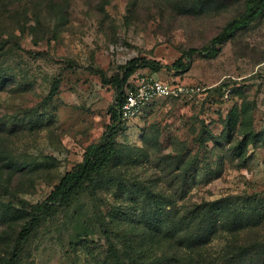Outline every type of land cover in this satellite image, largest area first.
Returning <instances> with one entry per match:
<instances>
[{
	"label": "rangeland",
	"instance_id": "obj_1",
	"mask_svg": "<svg viewBox=\"0 0 264 264\" xmlns=\"http://www.w3.org/2000/svg\"><path fill=\"white\" fill-rule=\"evenodd\" d=\"M247 2L0 0V71L8 76L0 89V206H12L0 212V258L11 256L29 220L24 209L45 202L101 141L116 104L114 80L139 58L163 68L140 67L125 85L140 74L197 92L156 100L122 122L116 141L125 154L116 172L123 185L142 184L164 196L171 220L226 196L264 202V18L224 43L217 57L205 51L246 13ZM181 58L186 69H175ZM54 85L58 91L49 98ZM184 167L189 182L197 175L185 192ZM114 207L127 215H119L109 237L128 264H227L238 247L264 251V222L192 251L151 231L129 199L101 191L97 201L86 194L47 216L18 264H110L98 209L106 216Z\"/></svg>",
	"mask_w": 264,
	"mask_h": 264
},
{
	"label": "trees",
	"instance_id": "obj_2",
	"mask_svg": "<svg viewBox=\"0 0 264 264\" xmlns=\"http://www.w3.org/2000/svg\"><path fill=\"white\" fill-rule=\"evenodd\" d=\"M264 18V0H248L246 13L238 19L228 24L224 30L212 40L211 46L205 49L207 56L214 58L220 54V47L227 41L234 38L239 32L246 30L253 24ZM140 67L149 68L155 72L163 66L152 60L139 58L132 60L123 68V77L114 80L117 90L116 104L111 108V124L101 138V141L90 145L83 161L68 172L55 187V190L48 199L30 208L24 209L22 217H29V220L22 226L19 237L10 257L0 258V264H18L23 246L29 241L33 233L40 227L47 216L54 210L62 207H69L76 203L83 195H88L92 200L97 201L101 191H112L120 199L127 198L138 206L137 217L149 226L155 233H164L169 238L178 241L184 249L192 251L211 244L220 235H235L261 225L264 222V202L257 196H226L212 201L197 204L188 214L177 220H171L167 213L165 197L157 194L150 188L139 184H124L117 176L116 169L124 161V150L118 146L116 137L120 132L122 122L120 117V106L123 101V92L126 81ZM175 69H186L187 64L184 58L179 59L173 64ZM171 68V67H170ZM96 73L107 83L105 74L101 70ZM7 74L0 71V89L7 81ZM58 91V85H54L50 97ZM232 123L227 124L228 135L232 132ZM211 141L220 144V138L209 133ZM206 140H202L205 145ZM243 144H240L241 151ZM198 158H194L191 169L199 167ZM184 162L181 163V168ZM196 166V167H195ZM183 169L184 192L189 183L196 181V174L190 178L188 171L190 168ZM25 208V202H23ZM12 206H0V212L11 211ZM122 208H111L105 216L101 209H98L100 225L109 240L108 257L110 264H128L122 257L119 248L110 240V232L114 223L119 220V215L124 213ZM127 215V213H124ZM124 216V215H123ZM256 250V251H255ZM263 247L259 249L252 246H241L232 254V258L227 264H251L259 262L264 264ZM258 253V260L253 261L255 253ZM227 258V256H226ZM133 261V260H131Z\"/></svg>",
	"mask_w": 264,
	"mask_h": 264
},
{
	"label": "built area",
	"instance_id": "obj_3",
	"mask_svg": "<svg viewBox=\"0 0 264 264\" xmlns=\"http://www.w3.org/2000/svg\"><path fill=\"white\" fill-rule=\"evenodd\" d=\"M197 89L169 83L152 76L137 74L124 87L123 101L120 106V117L124 122L137 119L146 106L159 99H181L194 95Z\"/></svg>",
	"mask_w": 264,
	"mask_h": 264
}]
</instances>
